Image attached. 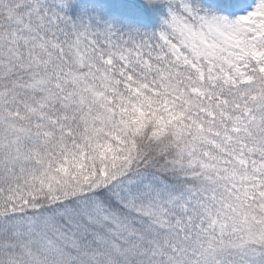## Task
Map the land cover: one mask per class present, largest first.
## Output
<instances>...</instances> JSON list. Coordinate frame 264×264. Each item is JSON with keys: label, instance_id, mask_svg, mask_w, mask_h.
Here are the masks:
<instances>
[{"label": "snow or ice", "instance_id": "1", "mask_svg": "<svg viewBox=\"0 0 264 264\" xmlns=\"http://www.w3.org/2000/svg\"><path fill=\"white\" fill-rule=\"evenodd\" d=\"M0 264H264V0H0Z\"/></svg>", "mask_w": 264, "mask_h": 264}]
</instances>
